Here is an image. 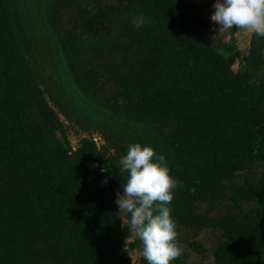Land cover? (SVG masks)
Instances as JSON below:
<instances>
[{
	"label": "trees",
	"instance_id": "obj_1",
	"mask_svg": "<svg viewBox=\"0 0 264 264\" xmlns=\"http://www.w3.org/2000/svg\"><path fill=\"white\" fill-rule=\"evenodd\" d=\"M44 1L52 30L61 33L63 13L80 0ZM138 14L148 23L137 29L131 18ZM79 22L54 51L93 77L86 89L103 74L111 97L123 100L100 103L101 149L85 138L74 150L59 136L64 124L40 87L57 59L27 21L24 2L0 0V264H133L115 204L128 178L119 159L131 143L151 146L183 182L166 205L177 239L185 230L190 246L203 252L199 231L218 228L223 238L212 264H264V172L257 182H225L264 161V74L254 78L264 64V38L252 33L244 54L235 38L219 44L192 0H116ZM226 191L236 204H254L247 220L200 209L197 200L211 206Z\"/></svg>",
	"mask_w": 264,
	"mask_h": 264
},
{
	"label": "rangeland",
	"instance_id": "obj_2",
	"mask_svg": "<svg viewBox=\"0 0 264 264\" xmlns=\"http://www.w3.org/2000/svg\"><path fill=\"white\" fill-rule=\"evenodd\" d=\"M22 1L26 8L27 21L30 22L32 28L38 31V33H40V30L42 31V35L45 37V43H47L45 44L47 51L51 52L52 56L57 59L55 70H52L49 66V68L43 72L44 76L40 87L48 102L58 113L64 124L63 130H58L59 136L74 150L80 146L81 141L85 138L94 140L98 148L101 149L106 145V140L102 130L95 127V118H97L99 113H102L100 103L114 104L122 102L123 100L121 98L115 99L111 97L112 83H106V77L103 74L95 78L93 83H89V87L92 84L93 90L90 88L86 89V81H91L93 77H90L88 73L79 74L71 67L72 64L70 66V63H67L66 55L61 54L59 56L54 49L57 45L61 48L64 47L66 41L65 33L75 32V26H79V20H81L83 14L93 13L100 5L106 3L113 4L116 3V0H80L73 9H69L67 12L63 13L61 17L63 30L61 33L52 30L47 15L48 8L44 0ZM96 29H99V27ZM212 29L219 44L228 41L218 33L215 27H212ZM77 31L79 32V29H77ZM232 40L229 41L231 42ZM249 46L244 51L239 48L242 54L248 50ZM110 62L111 59H109L107 63L105 62L104 65L106 66V64ZM234 67L236 69L243 67L240 58L235 61ZM263 74L264 64L260 72L254 75V78L260 79ZM101 86L105 87V91L100 94L98 88ZM51 89H59L60 92L64 94V98H59L57 100ZM83 109H86L84 115L80 113ZM98 166L99 162H90L91 168L96 169ZM263 172L264 161L256 159L252 165L247 168L239 169L231 180L225 182L235 185L242 184L245 181L257 182ZM121 194H123V191ZM230 195L231 193L226 191V193L211 206L209 201L203 198L197 200V203L202 211H206L212 216L218 217L220 214H230L237 216L241 220H247L253 214L254 204L248 201H241L236 204L232 201ZM180 235L183 239H178V241L183 251L182 255L175 259L176 261L178 260L186 264L213 263L214 250L217 248L219 241L223 238L218 228L206 227L199 231L197 241H199L204 248L203 252L195 251L190 246L189 242L191 241V237L189 235L186 236L185 230H182ZM124 248L133 264H142V250L136 243V237L133 234H129L126 237Z\"/></svg>",
	"mask_w": 264,
	"mask_h": 264
},
{
	"label": "clouds",
	"instance_id": "obj_3",
	"mask_svg": "<svg viewBox=\"0 0 264 264\" xmlns=\"http://www.w3.org/2000/svg\"><path fill=\"white\" fill-rule=\"evenodd\" d=\"M211 20L219 28L238 29L264 38V0H215ZM135 28L148 23L143 14L131 18ZM155 161V162H154ZM163 155L157 156L151 146L131 143L127 154L119 159L121 172L127 173L123 194L116 192L118 214L129 234L142 244V257L148 264H170L182 255L177 239L178 225L166 205L173 192L183 186L169 175ZM108 180L102 181L107 184Z\"/></svg>",
	"mask_w": 264,
	"mask_h": 264
},
{
	"label": "crops",
	"instance_id": "obj_4",
	"mask_svg": "<svg viewBox=\"0 0 264 264\" xmlns=\"http://www.w3.org/2000/svg\"><path fill=\"white\" fill-rule=\"evenodd\" d=\"M196 2L201 9L209 16L210 24L212 27H215L220 35H222L226 40H232L233 38L236 39L239 48L244 51L250 44L252 33H248L245 30L239 29L235 32L234 35H231L228 30H224L219 28V25L215 24L211 20V15L214 14L215 9L213 7L215 0H192Z\"/></svg>",
	"mask_w": 264,
	"mask_h": 264
}]
</instances>
